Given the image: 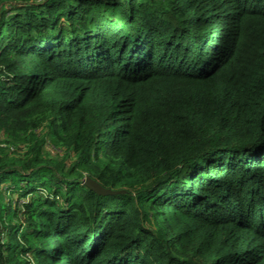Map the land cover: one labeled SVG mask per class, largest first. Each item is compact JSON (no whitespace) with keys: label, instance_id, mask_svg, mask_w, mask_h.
I'll list each match as a JSON object with an SVG mask.
<instances>
[{"label":"trees","instance_id":"16d2710c","mask_svg":"<svg viewBox=\"0 0 264 264\" xmlns=\"http://www.w3.org/2000/svg\"><path fill=\"white\" fill-rule=\"evenodd\" d=\"M0 264H264V0H0Z\"/></svg>","mask_w":264,"mask_h":264},{"label":"water","instance_id":"95a60500","mask_svg":"<svg viewBox=\"0 0 264 264\" xmlns=\"http://www.w3.org/2000/svg\"><path fill=\"white\" fill-rule=\"evenodd\" d=\"M83 184L87 188H89L91 191H93L94 193H96L97 195H100V196H108V195L113 194L109 190L102 189L97 183H95L93 180H91L88 177H86L84 179Z\"/></svg>","mask_w":264,"mask_h":264},{"label":"rangeland","instance_id":"374dc122","mask_svg":"<svg viewBox=\"0 0 264 264\" xmlns=\"http://www.w3.org/2000/svg\"><path fill=\"white\" fill-rule=\"evenodd\" d=\"M51 153V152H50ZM53 155V153H51Z\"/></svg>","mask_w":264,"mask_h":264}]
</instances>
